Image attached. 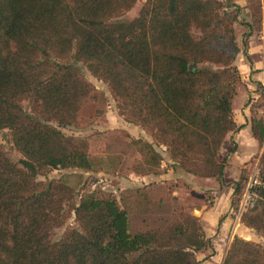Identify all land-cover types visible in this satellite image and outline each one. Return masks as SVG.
I'll use <instances>...</instances> for the list:
<instances>
[{
  "label": "trees",
  "instance_id": "trees-1",
  "mask_svg": "<svg viewBox=\"0 0 264 264\" xmlns=\"http://www.w3.org/2000/svg\"><path fill=\"white\" fill-rule=\"evenodd\" d=\"M137 1L0 0V131L8 130L21 155L14 161L0 141V264H199L197 253L211 247L190 214L157 212L148 223L162 225L131 232L116 199L87 194L75 203L67 182L37 179L54 169L92 168L89 140L62 131L77 127L94 95L84 67L108 85L125 121L166 147L174 167L223 184L227 161L219 149L238 128L240 7L146 0L136 17L120 20ZM252 131L264 143V114ZM258 169L264 181V149ZM244 181L234 184V198ZM71 212L77 227L53 240ZM240 222L264 235V188ZM222 264H264V246L235 235Z\"/></svg>",
  "mask_w": 264,
  "mask_h": 264
},
{
  "label": "rangeland",
  "instance_id": "rangeland-1",
  "mask_svg": "<svg viewBox=\"0 0 264 264\" xmlns=\"http://www.w3.org/2000/svg\"><path fill=\"white\" fill-rule=\"evenodd\" d=\"M145 1L138 0L134 7L122 14L119 19L131 20L136 17ZM247 8L250 12L248 14L253 19L252 26L258 30L257 22L264 19L263 0H249ZM232 10L233 7H229L226 12L229 13ZM241 23L238 20L234 24L235 38L236 26L244 30V33L248 30ZM82 70L86 80L94 86V95L79 111L77 127L65 128L62 131L69 135L86 137L89 140V157L92 168L89 171L54 169L45 175H38L37 179L44 181L49 178H56L67 182L76 191L75 203H78L80 198L87 194H93L97 198L111 197L116 199L119 206L128 211L126 223L131 232L162 225V222L157 224H149L148 222L156 219L157 212L163 215L167 214V217L170 215V218L177 215L179 211L183 212L180 204L171 200L163 207H161L162 205L159 207L156 196H158L160 189L161 191L163 189L158 186V183H154L155 186H152V183L144 185L140 178L134 176V172L139 174L170 167L169 162H167L170 157L166 147L158 144L149 130L125 121L124 117L119 115L117 107L119 101L112 95L108 85L93 77L84 67ZM24 107L28 109L26 102ZM0 141L9 157L14 161L21 158L20 153L10 141L8 130L0 131ZM149 144L152 151L147 147ZM158 163L164 164V167L157 166ZM134 186H139V189L137 191L131 190L130 188ZM144 194L151 197L150 204L147 201L143 205L142 196ZM234 199L237 204L238 196ZM171 211H173L172 216ZM75 227H77L75 215L73 212L68 213L64 225L53 231L52 239H59L67 229ZM209 252L210 249L207 248L204 253L197 254L196 257L200 259ZM199 262L201 264L203 261Z\"/></svg>",
  "mask_w": 264,
  "mask_h": 264
},
{
  "label": "crops",
  "instance_id": "crops-1",
  "mask_svg": "<svg viewBox=\"0 0 264 264\" xmlns=\"http://www.w3.org/2000/svg\"><path fill=\"white\" fill-rule=\"evenodd\" d=\"M231 4L241 8L238 20L248 29L246 33L249 34L243 40L244 30L235 27L238 46L236 66L241 82L236 86L232 108L238 128L226 135L219 149V157L227 161L223 184L216 178L197 177L174 167L175 162L171 159L167 161L170 165L167 169L139 174L134 172V176L140 178L144 185L152 183L155 186L154 183H158L163 189L156 196L160 205L171 200L177 201L184 213L199 219L206 237L211 241L209 254H204L200 259L197 257L198 261H203L201 264H222L235 235L264 246V235L244 226L234 215L232 206L234 184L242 176L246 180L250 171L258 167L264 149V143L260 144L252 131V120L264 114V19L257 22L259 29L256 30L248 14L249 0H231ZM160 163L157 166L164 167ZM138 187L130 189L137 191ZM161 200L162 203L159 202ZM147 201L149 204L152 201L150 196L143 198V205Z\"/></svg>",
  "mask_w": 264,
  "mask_h": 264
},
{
  "label": "built area",
  "instance_id": "built-area-1",
  "mask_svg": "<svg viewBox=\"0 0 264 264\" xmlns=\"http://www.w3.org/2000/svg\"><path fill=\"white\" fill-rule=\"evenodd\" d=\"M263 188L264 181L261 179L259 169L257 167L250 171L244 181L236 207L233 208V213L238 220H240L241 215L254 208L258 199V191Z\"/></svg>",
  "mask_w": 264,
  "mask_h": 264
}]
</instances>
